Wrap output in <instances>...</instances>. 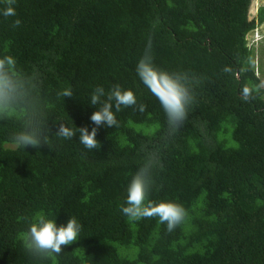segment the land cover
I'll list each match as a JSON object with an SVG mask.
<instances>
[{
	"label": "trees",
	"instance_id": "16d2710c",
	"mask_svg": "<svg viewBox=\"0 0 264 264\" xmlns=\"http://www.w3.org/2000/svg\"><path fill=\"white\" fill-rule=\"evenodd\" d=\"M252 1L0 0V58L15 59L53 133L59 122L91 132L97 87L107 94L119 85L137 99L115 113L118 127H99L93 151L78 132L50 131L49 146L18 149L10 137L19 121H0V264H264V89L246 40L264 6L248 20ZM146 49L194 96L174 133L137 75ZM66 89L71 98L59 95ZM154 151L149 199L187 213L171 231L158 217L132 221L121 210ZM40 213L58 227L74 216L79 240L59 256H31L23 234Z\"/></svg>",
	"mask_w": 264,
	"mask_h": 264
},
{
	"label": "clouds",
	"instance_id": "9594fccd",
	"mask_svg": "<svg viewBox=\"0 0 264 264\" xmlns=\"http://www.w3.org/2000/svg\"><path fill=\"white\" fill-rule=\"evenodd\" d=\"M5 2L11 5L15 3V0H5ZM13 14L14 11L10 6L4 12L5 16ZM20 23L21 21L17 19L13 26H19ZM254 27V35H256L254 38H257L255 42L264 39V20L255 23ZM149 49H146L144 56L138 62L137 75L159 100L166 114L170 133H174L186 120L188 108L194 102V96L191 88L176 73H168L154 65ZM247 94L248 90L245 89V96ZM59 95L71 98L73 93L71 89H66ZM90 103L94 107L99 105L90 117L95 125L91 132L87 127L71 128L64 122H59L57 130L53 133L49 127L43 101L35 93L28 78L17 68L15 59L7 55L0 58V121L9 119L19 121L20 129L13 132L10 137L15 148L40 149L45 145L49 146L50 131L52 136L63 139H73L78 132L79 142L85 148L92 151L98 149L101 146L96 139L99 127H118L115 113L119 112L122 106L136 105L137 99L131 90H122L119 85H116L107 94L103 87H97L91 94ZM143 109L144 105H140V110ZM158 163V153L150 152L144 165L132 176L127 189L126 206L121 210L132 221L158 217L159 222L166 223L168 230L171 231L184 220L187 213L178 203H156L149 199L154 186L151 173ZM81 229L82 225L74 216L69 218L66 226L58 227L55 220L48 219L40 213L30 224L29 230L23 234L24 246L34 258L44 260L59 256L63 251L62 246L72 245L79 240Z\"/></svg>",
	"mask_w": 264,
	"mask_h": 264
},
{
	"label": "rangeland",
	"instance_id": "374dc122",
	"mask_svg": "<svg viewBox=\"0 0 264 264\" xmlns=\"http://www.w3.org/2000/svg\"><path fill=\"white\" fill-rule=\"evenodd\" d=\"M252 3H253L252 7L250 5L251 8L248 10V13H247L248 20L252 19L258 7L264 6V0H253ZM254 37H256V35L254 34L248 35V36L246 35V40L247 41L254 40L249 45L248 44L247 45L251 46V44H253V57H252L251 64L253 66V70L255 71L257 76L260 78L261 87L264 89V42L260 41L259 43H254L255 40L257 39Z\"/></svg>",
	"mask_w": 264,
	"mask_h": 264
}]
</instances>
